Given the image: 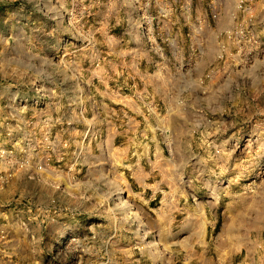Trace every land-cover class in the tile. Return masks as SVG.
Listing matches in <instances>:
<instances>
[{
	"label": "rangeland",
	"instance_id": "1",
	"mask_svg": "<svg viewBox=\"0 0 264 264\" xmlns=\"http://www.w3.org/2000/svg\"><path fill=\"white\" fill-rule=\"evenodd\" d=\"M163 1L0 0V264H264V9L171 72Z\"/></svg>",
	"mask_w": 264,
	"mask_h": 264
},
{
	"label": "crops",
	"instance_id": "2",
	"mask_svg": "<svg viewBox=\"0 0 264 264\" xmlns=\"http://www.w3.org/2000/svg\"><path fill=\"white\" fill-rule=\"evenodd\" d=\"M250 1L254 9L259 11L264 9V0ZM181 3L184 4V2ZM182 6L188 9L186 12H183V18L176 12V8L178 9L180 7L177 1L167 2L164 0L161 5L166 15L163 19H159L161 26L158 34L162 40L169 42L167 45L170 48L162 54V60L156 64L157 67H172L171 72H174L173 67H178V63L182 57L185 59L189 56L191 59L193 57L197 59L203 53L205 54L209 41H220V39H223V32L227 28H231V24L234 25V23H231L232 21L227 20L228 18L221 19L216 24H213L210 13L212 14L213 7H220L218 3H210L209 0H187L186 5ZM229 6L231 9L234 8L236 1H231ZM231 13L233 12L231 11ZM229 15L227 16L230 17ZM260 15H262V12ZM198 61V64L197 62H193L190 64V67H209V64L205 60ZM150 75L152 74L150 73ZM166 78L168 79V76ZM146 80L148 83L150 77H147ZM127 117L128 120L125 123V127L116 135V138L122 137L125 149L132 151L133 147H142V145L148 143L150 146H154V143L151 144L153 138H151V141H146L144 138V132L146 129L148 130V123L145 117H139V119L132 115ZM114 143L115 145L117 144V142Z\"/></svg>",
	"mask_w": 264,
	"mask_h": 264
},
{
	"label": "bare ground",
	"instance_id": "3",
	"mask_svg": "<svg viewBox=\"0 0 264 264\" xmlns=\"http://www.w3.org/2000/svg\"><path fill=\"white\" fill-rule=\"evenodd\" d=\"M119 193H121V194H123L124 193V191H123V188L122 187H119ZM123 201H125L124 199H123Z\"/></svg>",
	"mask_w": 264,
	"mask_h": 264
},
{
	"label": "built area",
	"instance_id": "4",
	"mask_svg": "<svg viewBox=\"0 0 264 264\" xmlns=\"http://www.w3.org/2000/svg\"><path fill=\"white\" fill-rule=\"evenodd\" d=\"M240 33V34H243L242 30L241 31H238L237 34Z\"/></svg>",
	"mask_w": 264,
	"mask_h": 264
}]
</instances>
